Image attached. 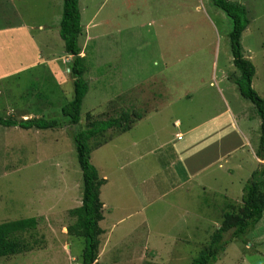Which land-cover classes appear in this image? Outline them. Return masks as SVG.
<instances>
[{"label": "rangeland", "instance_id": "rangeland-1", "mask_svg": "<svg viewBox=\"0 0 264 264\" xmlns=\"http://www.w3.org/2000/svg\"><path fill=\"white\" fill-rule=\"evenodd\" d=\"M229 1L247 10L249 25L241 35V48L255 68L252 87L264 100V0ZM62 9L63 0H0V27L24 24L32 28L34 35L39 34L41 55L54 60L62 72L58 85L41 68L0 80V117H44L63 123L62 128L44 131L0 126V223L30 217L37 220L36 229L25 234L31 251L0 258V264H81L83 239L67 234V227L75 221L70 210L81 205L83 189L70 135L86 127L87 114L93 120H105L128 112L133 118L140 110L137 104L130 105L131 101L142 96L158 108L153 125L157 130L165 128L160 137L170 139L173 149L179 137L175 133H182L180 144H186L201 128L186 134L185 126L218 117L229 107L231 114L227 111V116L217 120L226 136L220 149L230 147V123H234V130L241 131L248 144L228 161L236 163L240 159L242 177L253 169V152L256 154L259 146L260 119L256 110L228 79L239 77L229 45L231 20L211 0H79V44L81 56H85L88 92L77 125H70L60 112L73 98L67 63L70 57L59 36ZM38 26L44 27L43 34ZM25 44L13 39L10 44L0 45V62L27 60L23 56L24 48H28ZM125 90L127 96L122 98ZM185 94H191L190 101L182 98L165 108L167 100ZM115 97L124 110H115L118 105L110 101ZM240 112H244L242 118ZM175 119L181 121V128L173 127ZM147 124L140 129H147ZM138 130L91 152V164L101 178L108 179L100 190L104 219L99 226L104 233L99 238L97 264H190L216 230V224H208L207 220L220 225L224 212H239L242 189L235 199L223 201V197L199 187L210 173L195 176L190 182V175L188 179L181 170V181L185 184L187 179V184L174 192L175 183L164 180L159 169L141 175L132 185L125 178L133 166L126 165L122 157L124 147L129 149L130 142L141 136ZM94 142H90L92 148ZM212 144L211 137L199 141L193 156L204 153L193 161L188 173L196 174L201 166L213 161L209 149ZM141 147L139 151L147 146L143 142ZM219 163L226 166L221 160L213 166V172ZM239 174L228 179L236 180ZM185 190H192L187 198ZM180 208L188 213L185 215ZM208 210L211 217L201 214ZM196 220L202 225L197 228V222L192 228ZM186 240L191 243L181 247L179 244ZM176 244L182 255L178 262L168 258L175 256ZM216 264H264V214L243 241L227 245Z\"/></svg>", "mask_w": 264, "mask_h": 264}, {"label": "trees", "instance_id": "trees-1", "mask_svg": "<svg viewBox=\"0 0 264 264\" xmlns=\"http://www.w3.org/2000/svg\"><path fill=\"white\" fill-rule=\"evenodd\" d=\"M211 2L231 20L229 45L232 64L239 71V77H228V79L236 86L239 95L253 105L260 119L256 157L264 162V100L252 87L255 68L251 61L243 56L241 48V35L249 25L247 10L242 4L229 0H211ZM81 33L79 0H63L59 36L63 41L65 53L71 57L67 63L69 78L73 85V98L61 107L60 112L70 125H77L80 122L82 102L88 92V84L84 79L85 56H81L82 49L79 44ZM127 113L105 120H93L92 115L87 114L86 127L70 135L82 174L83 189L81 205L70 210V215L75 221L67 227V234L83 239L81 264H97L99 238L104 233L99 226L104 219L100 189L105 185L106 180L99 176L97 169L91 164V152L100 146V142L96 140L103 137L108 130L114 129L119 132L129 130L136 116L133 115L131 118ZM0 126L25 131H44L62 128L63 123L44 117L26 120L0 117ZM91 141H95L93 148L90 145ZM263 214L264 164H261L251 173L242 188L239 212L223 213L221 224L212 234L209 244L191 260L190 264H216L229 243L243 241L249 232L254 231ZM36 226L37 220L34 217L0 223V258L31 251L32 245L27 241L25 234L35 230Z\"/></svg>", "mask_w": 264, "mask_h": 264}, {"label": "crops", "instance_id": "crops-1", "mask_svg": "<svg viewBox=\"0 0 264 264\" xmlns=\"http://www.w3.org/2000/svg\"><path fill=\"white\" fill-rule=\"evenodd\" d=\"M91 26V22H89V27ZM42 34L45 31L43 26H38L37 28ZM91 32V29H89ZM92 34V32H91ZM38 35L33 34V29L28 27L27 25L24 24H16V25H6L4 27H0V45L2 44H10L12 40H23L26 42L24 48L26 51L24 52V57L26 56L27 60L23 61L22 63H14L9 60V63L6 62H0V80L9 78L13 75L20 74L25 71H29L35 68H41L43 71H46L49 76H51L58 84L59 83V78L58 75L61 74L62 72L59 71L58 66L55 64L54 60H51L49 57H46L44 55H41L42 49L39 47L40 43H37V38ZM3 47V46H2ZM70 57V56H69ZM71 58V57H70ZM139 85V84H138ZM212 85V84H210ZM216 85V84H215ZM219 86V85H218ZM137 87L133 86L132 88L129 89V91H133ZM127 90L124 91L122 95L126 97L127 95L125 94ZM148 94V93H146ZM191 94H185L182 97H175L173 99L167 100L165 103V108L170 107L173 103H178L179 101L182 100V98L188 99L189 101L191 100ZM117 97L113 98L110 100L112 103H114L116 106L117 104ZM137 104L139 107L140 112L135 113L134 115L136 116L135 122L131 124L129 130L125 132H119L117 130L111 129L108 130L103 137H99L98 140L100 142V148L101 146H108L112 143H114L115 139L123 134H127L128 132H131L133 129H138L139 127V133H141V136L138 137L135 141L130 142L129 149L124 147L123 154L125 156L122 157V161L129 166H133L132 170L128 172L127 176L125 179H127L129 182H131L132 185H135L136 179H138L141 175L143 174H151L154 170L159 169L161 176L165 177L164 180L169 181L172 179V181L175 183L173 187V191H179L180 187L183 185L187 184V179L185 184L183 181H181L179 171H184L185 177L189 179L190 175V182L194 181L195 176L198 177L199 175L203 173H210L208 176H205V181L199 183V187H202L203 190H208L212 192L213 195L220 196L221 198L223 197V201L227 199H235L237 196V193H241L240 188L242 189V184H245L247 179L250 177L251 173L256 169L259 165L264 164L263 161L259 160L256 157L255 152H253V169H250L249 171L247 170L245 173V177H242L239 173L243 172V167H242V162L240 159L236 160V163H231L230 160L228 161V158H235L241 149L244 148L245 145L248 144L247 138L241 131L234 130V128H237V125L234 123H230V129L233 132V137L231 139V144L230 147L228 146V149L221 150L220 145H223L225 143V133L221 130L220 126L221 124L217 121L220 116H227L226 112L228 111L231 114L230 108L227 107V110H224L221 115L218 117L212 116V117H207L206 119H203L200 123H198L197 126L195 125H189L185 126L186 127V134L187 133H193L197 129L199 131L195 135H191L190 141L187 142L186 144H180L182 141L180 139V135L182 133L178 132L175 133V137L177 138V143L176 147L171 149L170 148V139H164L160 137L162 136V133L164 129L157 130L156 126L153 125V122L155 121V117L159 115L158 108L152 107L150 101H146L142 96H137L135 97L130 105ZM154 104V103H153ZM116 109H123V104H119L118 108ZM244 112H240V117H243ZM133 115V114H132ZM39 118V117H35ZM229 117L226 118V121H229ZM249 120V117H248ZM147 122L148 128L143 130L140 129L142 127V124ZM182 123L179 119H175L173 123V127L179 129L182 127ZM235 126V127H234ZM200 140H199V135ZM167 137V136H166ZM212 138L213 144L210 146V152L213 154V161L205 164L204 166L200 167V170L195 174L193 171L188 170L190 166H192V163L195 159L200 158L204 152H201L198 156H193L195 153L194 148L197 144H199V141L204 140L205 138ZM97 141V140H96ZM145 143V146H147L145 149L142 151H139L141 147V143ZM97 148V149H98ZM128 150V151H127ZM171 150V152H169ZM169 152V153H168ZM209 153V152H208ZM233 155V156H232ZM235 155V156H234ZM232 156V157H231ZM229 158V159H230ZM223 160V162L226 164V166L222 165L219 163L218 168L215 172H213L212 168L213 166ZM215 161V162H214ZM214 162V163H213ZM246 165V162H245ZM149 169L147 170H142V169ZM98 171V170H97ZM249 174L248 177L247 174ZM99 174V172H98ZM235 174H239V178L236 180H231L228 179V177H232ZM100 176V174H99ZM102 178L105 179V176ZM227 178V180H226ZM106 183H108V179H105ZM105 183V184H106ZM167 183V182H166ZM104 186V185H103ZM102 186V187H103ZM244 186V185H243ZM101 187V188H102ZM101 190V189H100ZM192 190H185V197H188V194L191 193ZM179 198V197H177ZM225 198V199H224ZM182 212L186 215L187 209H182L180 208ZM220 213V212H219ZM201 214L205 216H210L211 217V210L208 211H201ZM210 219V218H208ZM199 223L201 221L196 220L193 222V227L196 223ZM202 223V222H201ZM208 224L215 223L216 224V229L220 226L218 223H216L213 219L212 220H207ZM191 224V223H189ZM202 224L199 223V227H201ZM190 233H194L193 230H191ZM177 240L179 239L176 238ZM175 239V241H176ZM188 239H193L192 236H189ZM174 241V242H175ZM188 242L191 243L190 240H186L185 242H182L178 244L182 247L183 244ZM177 246V244H176ZM180 246H177V249L175 251V256L172 257L171 255L168 257L170 261L178 262L180 258H182V255L180 254L179 250L181 249ZM99 256V255H98ZM98 259V258H97ZM166 263V262H163Z\"/></svg>", "mask_w": 264, "mask_h": 264}]
</instances>
